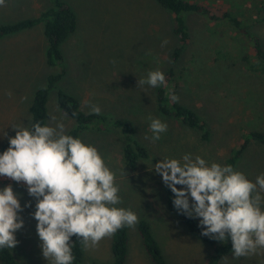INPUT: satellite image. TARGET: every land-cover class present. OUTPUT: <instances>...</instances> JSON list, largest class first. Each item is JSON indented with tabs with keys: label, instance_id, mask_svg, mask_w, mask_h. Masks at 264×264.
<instances>
[{
	"label": "rangeland",
	"instance_id": "rangeland-1",
	"mask_svg": "<svg viewBox=\"0 0 264 264\" xmlns=\"http://www.w3.org/2000/svg\"><path fill=\"white\" fill-rule=\"evenodd\" d=\"M63 1L74 11L77 26L61 46V65L46 63L47 41L42 24L0 39V133L14 136L10 127L14 124L30 127L29 108L34 94L47 86L50 76L64 71L49 92L47 124L55 116L65 125L66 134L74 126L59 108V91L79 100L85 113H90L89 106L95 104L101 109L99 115L109 121L129 122L130 132L123 127L100 125L103 130L87 129L79 139L95 146L115 173L122 201L118 207L130 209L138 221L149 225L167 264H205L212 248L191 235L167 209L166 186L153 164L165 157L180 159L190 153L209 164L228 165V159L246 144L233 168L253 182L264 173V144L247 142L248 133L264 132V75L248 69V61L242 59L256 62L254 42L226 19L211 21L199 13H186L189 41L173 62L172 53L180 45L173 33L174 15L156 0ZM185 1L205 5L220 15L231 12L240 17L248 35L257 39L264 50V0ZM51 6V0H5L0 6V26L34 18ZM165 39L168 43L161 47ZM157 69L164 73L165 84L156 88L139 84L149 71ZM160 89L166 90L169 98L175 94L179 100L174 103L199 115L207 126V139L180 120L158 113L156 95ZM149 115L168 126L156 142L145 139L152 135ZM7 142L0 135V147ZM134 143L145 148L148 157L130 169L123 150ZM8 184L19 194L22 207L26 202L31 204L19 213L24 226L15 233L18 244L10 251L19 264H49L39 247L37 222L30 215L35 200L28 196L22 182L0 177V189ZM136 225L127 227L125 264H153ZM111 242L112 236L102 239L94 249L82 246L81 264H113ZM225 242H231L230 238ZM220 264H264V249L239 258L231 252Z\"/></svg>",
	"mask_w": 264,
	"mask_h": 264
},
{
	"label": "clouds",
	"instance_id": "clouds-1",
	"mask_svg": "<svg viewBox=\"0 0 264 264\" xmlns=\"http://www.w3.org/2000/svg\"><path fill=\"white\" fill-rule=\"evenodd\" d=\"M4 4L5 0H0V6ZM167 43L165 39L161 47ZM165 82L164 73L157 69L149 71L139 84L156 88ZM171 100L177 102L179 97L172 94ZM89 107L90 114L101 113L98 105ZM148 119L152 135L145 139L156 142L168 126L151 115ZM10 127L14 136L0 133L8 141L0 153V177L22 182L35 200L30 215L37 222L39 247L49 264H72L73 236L88 250L121 228L135 227L138 216L118 207L122 201L115 173L95 146L66 134L65 125L55 116L48 124L37 121L30 127ZM153 169L173 194L177 213L198 219L202 236L221 243L230 238L234 258L264 249V173L253 182L232 165L209 164L190 153L180 159L157 160ZM30 206V202L21 206L11 184L0 189V249L11 250L18 244L15 233L24 226L19 213Z\"/></svg>",
	"mask_w": 264,
	"mask_h": 264
},
{
	"label": "trees",
	"instance_id": "trees-1",
	"mask_svg": "<svg viewBox=\"0 0 264 264\" xmlns=\"http://www.w3.org/2000/svg\"><path fill=\"white\" fill-rule=\"evenodd\" d=\"M157 3L164 9L170 11L174 15L173 33L178 37L180 45L173 51L171 59L175 62L189 41L187 33L186 21L184 14L199 13L207 16L211 21H219L226 19L230 25L239 33L247 36L253 43L254 58L256 62L252 63L246 57L242 59L247 62V67L255 72H260L264 75V50L259 41L248 35L247 26L242 23L240 17L233 15L231 12H223L221 15L217 11H212L205 5L187 2L185 0H156ZM52 6L31 19H24L11 24L0 26V39L15 35L19 32L32 29L35 26L42 24L43 33L47 41V49L45 52L46 63L49 66L61 65L63 56L61 53L62 44L73 34L77 26V18L74 11L63 0H51ZM261 8L258 9V12ZM259 14V13H258ZM64 75L61 71L55 76L48 78L46 87L39 89L33 97L32 104L29 108L31 115V124L39 121L42 125L47 124V102L50 90L55 86L56 82ZM57 100L60 110L70 119L74 121L73 128L67 133L74 138H79V134L87 129L103 130L100 125L115 128H127L130 132L129 122L124 120L109 121L102 115L85 113L81 109V104L76 98L69 96L61 91L57 92ZM157 111L166 118L180 120V122L190 128L201 132L202 139H207L208 130L205 122L201 120L192 110L174 103L169 98L166 90L160 89L156 95ZM108 124V125H107ZM247 142H256L264 144V132L252 131L248 133ZM8 147V142L0 147L2 153ZM246 144H243L228 161V165H235L237 157L244 150ZM125 164L128 168L134 169L136 163L140 159L148 157L147 150L141 145L134 143L133 146L128 145L123 150ZM167 209L177 216L179 221L187 228L189 233L201 242L209 245L212 248V254L206 260L205 264H220L222 258L232 252L231 242H219L201 235V228L198 227L197 219H190L182 214H178L172 204L173 194L170 189L165 187ZM137 232L140 236L142 245L146 254L153 264H167L164 256L161 253L160 247L149 227L144 221H138L136 225ZM71 239L72 254L74 260L72 264H81L82 261V245L79 239L73 236ZM128 234L127 227L119 229L112 235L111 253L113 256V264H125L127 257ZM0 264H19L13 256L10 249H0Z\"/></svg>",
	"mask_w": 264,
	"mask_h": 264
}]
</instances>
